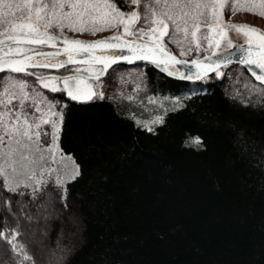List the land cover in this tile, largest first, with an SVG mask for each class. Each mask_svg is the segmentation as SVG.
Returning <instances> with one entry per match:
<instances>
[{"label":"trees","instance_id":"trees-1","mask_svg":"<svg viewBox=\"0 0 264 264\" xmlns=\"http://www.w3.org/2000/svg\"><path fill=\"white\" fill-rule=\"evenodd\" d=\"M113 2L121 12L135 10L123 0ZM67 31L62 35L70 36ZM120 34L126 35L123 27L107 36ZM164 41L181 56L167 37ZM101 50L90 53L114 54L97 55ZM206 53L193 50L181 57ZM84 62L30 72L63 77L78 66L103 68ZM169 72L147 63H116L102 77L104 98L89 102L41 87L35 76L11 74L62 113L58 145L81 175L64 185L66 200L53 179L34 195L25 188L24 195L6 191L0 181V264H41L24 234L32 222L47 233L42 247L62 255L56 264H264V92L252 88L264 86L240 63L220 68V76L189 79ZM117 86L124 88L123 97H117ZM135 91L143 100L149 93L189 94L149 131L137 120L141 104L124 101ZM44 130L51 131L47 125ZM196 138L201 144L192 143ZM45 200L53 213L38 219L36 209ZM13 232L18 235L9 243Z\"/></svg>","mask_w":264,"mask_h":264},{"label":"snow or ice","instance_id":"snow-or-ice-1","mask_svg":"<svg viewBox=\"0 0 264 264\" xmlns=\"http://www.w3.org/2000/svg\"><path fill=\"white\" fill-rule=\"evenodd\" d=\"M126 7H133L135 10L121 12L113 0H35L34 3L17 2V0H0V181L3 182L4 190L24 195L21 188L31 189L32 195L39 192L41 187H46L49 180L46 178L56 174L54 186L63 190L62 200H66V188L64 185L75 180L81 175L80 168L75 164L71 156H65L58 148L59 126L62 123V113L53 109L56 107L51 101L43 97L33 86L27 82L12 76V73H24L26 76H35L37 83L45 80L63 81V87H50L44 83V88L52 92H67L72 100L89 102L95 99H103L102 91H93L92 85H87V92H81V81L77 77L84 76L85 79L94 80L96 88L99 89L100 77L103 76L111 64L119 61L113 59L111 64H105L104 68L97 69L94 76H85L89 69L76 68L69 76L44 77L28 71L36 67H67L74 63L73 54L68 49L57 50L52 53L40 51L44 47L55 46L67 38L63 37V30L66 28L75 32H88L95 34L98 31L123 27L126 35L132 36L131 42L125 41L132 51L135 48H144L148 45L153 36L157 41L167 37L169 43L174 44L181 56L191 54L193 50L208 51L213 44L220 48L223 41V57L208 55L205 61L227 67L231 63V57L235 56L237 62L246 66L255 76L257 81H264V63L252 58L253 50L256 49L264 57V33L258 28L247 24H223L216 23L219 29L215 39L211 34L212 21L223 19V9L230 5V11H247L254 15L264 17V0H123ZM142 10V11H141ZM34 17V18H33ZM19 19L24 21L17 23ZM142 22L149 26V31L143 28L137 29L135 25ZM201 24L209 29L208 34L200 33ZM163 29L161 32L160 30ZM170 29V30H169ZM227 29V32L224 31ZM223 32V35L220 33ZM228 32L243 33L246 39L234 44V36L230 38ZM250 33H258L261 42L257 43ZM148 37L149 40H145ZM179 37V38H178ZM119 35L106 39L119 40ZM207 43V48L201 47V42ZM50 42H53L50 45ZM72 44L85 46L82 49L74 50L77 55L90 56L94 63H104L93 56L89 49L94 45L105 44V40L94 42L75 40L69 41ZM34 45L36 47H29ZM235 49L234 51H232ZM119 57L123 50L113 44L110 49ZM156 51L165 53V49L156 46ZM34 54V55H30ZM66 56V59H61ZM23 58L22 60L20 58ZM43 59H58L59 65L41 64L38 61ZM137 60L148 59L145 55H137ZM124 60L133 62L124 55ZM176 63L187 64V61H176ZM203 62V61H202ZM157 67L167 70V65L162 61L152 60ZM192 64L197 61L193 60ZM257 70L260 75H257ZM218 76L222 75L215 70ZM175 73L169 72V75ZM189 78L190 77H185ZM76 80L75 87L70 84ZM253 91L264 92V88L252 86ZM31 89V91H30ZM131 99V97H129ZM52 117H56L55 120ZM163 117H156L152 123H162ZM139 123V122H138ZM47 125L51 131H45ZM148 127V125H145ZM149 131L153 129L148 127ZM42 137H51V144L45 147ZM192 143L199 145L201 141L196 138ZM50 163L59 164V169L48 168ZM2 235V234H0ZM9 243L15 240L18 233H11ZM13 249L16 246L13 244ZM25 260L31 257L25 256Z\"/></svg>","mask_w":264,"mask_h":264},{"label":"rangeland","instance_id":"rangeland-1","mask_svg":"<svg viewBox=\"0 0 264 264\" xmlns=\"http://www.w3.org/2000/svg\"><path fill=\"white\" fill-rule=\"evenodd\" d=\"M20 23H22V22H20ZM209 23L212 24L211 34L215 37V39H220V36L216 35V33L219 31V29H217L215 27L216 23H222V25L223 24H247V25H250L251 27L260 29L261 33H264V17L258 16V15H254L251 12H247V11H236L235 13H233L232 11H230V5L223 9L222 22L219 21V20H217V21L210 20ZM112 30L113 29H107V30H104V31H98L95 34H89L87 32L81 33V32H75V31H70L69 30V31H67V33L70 36H63V37H81V38H86L87 40H93V39L95 40L97 38L107 36L108 33L111 32ZM144 30L145 31H149V27L144 28ZM160 31L162 32L163 29H161ZM208 31H209L208 27L206 25L201 24L200 33L208 34ZM224 31L227 32V29H224ZM220 34L223 35V32H221ZM227 34H228V36L230 38H232L234 36V42H243L246 39L245 35L242 32L241 33L228 32ZM249 35H251L252 38L257 43L261 42L260 34H258V33H250ZM120 37H122V38H124L126 40H129V41L133 40V37L129 36V35H121L120 34ZM144 39L145 40H149L148 37H144ZM148 44H152V45L159 44V45H162V46H166V43L164 41V37H162V41H157L156 37L153 36L151 38V40H149ZM29 47H32V46L29 45ZM201 47L202 48H207V43L202 41L201 42ZM222 49H223V41H221V46H220L219 49L216 48L215 44H213L211 49H209L208 51H210V53H212V52H216V51H219V50H222ZM208 51H204V52H208ZM96 54L97 55H108L110 53H108V52H106V53L97 52ZM207 54H209V53H206L205 55H207ZM255 60H257L258 62L264 63V57H262V56L255 57ZM39 62L59 63L60 60H58V59L49 60V59L41 58L39 60ZM76 68H80L81 70L89 69V71L85 73V74H88V75H95V72H96L97 69H102L101 67H96V66H93V65L78 66V67H75L74 69H76ZM167 68L170 71H172L173 73L183 75V72L178 71V69L174 65H167ZM46 74H45L44 77L54 76V75H46ZM131 75H134L136 77H140L141 73L138 72L137 70H131ZM198 75H200V74H191V75H189V77L191 79H196L197 77H199ZM102 77H100L99 83L101 84V87L99 89L96 88V82L94 80L85 79L84 76L77 77V79H79L81 81V84H80L81 92H87L88 91V88L86 87L87 85H92V90L93 91H97V90L102 91ZM16 78H18V77H16ZM119 82H121V81H119ZM44 83L49 84L50 87H52V86L63 87V81L62 80H58V81L45 80V81H43L41 83H37V84L39 86L43 87ZM70 84L73 85V87H75L76 80L71 81ZM117 84H118V86L122 85L121 83H117ZM118 86L116 87L117 88L116 89V95H117V97L120 98V97H123V95H122L123 92L121 91V89H124V88H120ZM50 87L48 89H50ZM37 91H39V90H37ZM65 93L67 95L66 91H65ZM124 94H125V92H124ZM188 94L189 93H187L185 91L179 92L177 94H170V93L151 94V93H149L145 97V100H143L141 98L140 99L138 98V91H135L134 94L133 93H131V95L127 94L128 96L131 97V99H129V97H128L124 101L133 100L131 102H134L136 104L137 103L141 104L140 108H138L140 113H139V115L137 117V120L142 122L144 124V126L148 125V127L153 128L154 125L158 124V123H156V124L152 123V121L156 117L162 116L166 110L178 106V104L180 103L181 99L183 97L187 96ZM52 119L55 120L56 117H52ZM148 127H146V128H148ZM50 144H51V137H50V142L48 144H44V146L48 147ZM58 148H59L60 152H62V150L60 149L59 145H58ZM62 154L65 155V156H69L68 154H65L63 152H62ZM46 167L59 169V164L50 163V164L46 165ZM55 176H56V174L54 173V174H52V175H50V176H48L46 178L48 180H51V179L55 180ZM48 201L49 200H45L44 202L39 203V206L36 209V213H37L38 219L42 218V217L43 218L44 217L47 218L48 217L47 216L48 213L49 214L53 213V210L48 211L49 206H51V203H49ZM47 203H48V206H47ZM50 208L52 209L53 206H51ZM39 225L37 223H35V222L34 223L32 222V223L28 224L26 229H24L25 237L29 240V244H31V246H33V247L38 249L37 252H36L37 259L41 261V264H56V263H58L60 261V258L62 257V255L57 253V252H55V251H53L51 248L47 247L46 249H44L42 247L43 241H45L46 238H47V233L45 231H42L40 229Z\"/></svg>","mask_w":264,"mask_h":264},{"label":"water","instance_id":"water-1","mask_svg":"<svg viewBox=\"0 0 264 264\" xmlns=\"http://www.w3.org/2000/svg\"><path fill=\"white\" fill-rule=\"evenodd\" d=\"M110 37H115V36H104V37L97 38L95 40L94 39L93 40H87L86 38H81V37H66L67 38L66 41H63V42H61L59 44H55V46L59 47L60 51H63L64 49H68L69 52H76L74 50L82 49L85 46L72 44L69 41L82 40V41L94 42V41H97V40H105L106 41L105 44L94 45L93 47H91L89 49V52L91 50H95V49H110L111 45L116 44V45L119 46L120 49L123 50V55H121L119 57H117L115 54H113L112 56H109V57H107V56H95L96 58H98L100 61H103L104 63H94V62H92V59H91L90 56H83L82 57L81 55H75V56H73L74 63H71V64L85 63L84 61H86L87 63H90V64L102 65L103 68H104L105 64H111V61L113 59H117L119 61L118 63H122V62L127 63V64L147 63V64L155 66L156 68L162 69L161 67H157L155 63H152V60H155L157 62H161L162 61L166 65H170V64L175 65L179 71H183L184 72L183 73L184 76H188L190 74H199V73L207 75V74H211V73L215 72V70H217V69L222 68L223 66H220V62H218V64H213L210 61H205L204 60L205 56L213 55V53L216 54V56H214V59L217 58V57H220L221 61L226 62V61L223 60V57L227 55V53L224 52V49L216 51V52H212V53H210L208 55H205V56H202V57H200L198 59H188V58H183V57L177 55L176 53H174L173 51L165 48L162 45H159V46L163 47L165 49V53L157 52L156 51V46L157 45H152V44H148L146 47H144L142 49L141 48H135V46L132 45L131 46L132 47V51L130 52L129 51V46L125 44V41H129V40H126V39L121 38V37L119 38V40L106 39V38H110ZM129 42H131V41H129ZM235 43H237V42H234V44ZM240 43H242V42H240ZM234 50L235 49H233L232 51H234ZM141 54L147 56L148 59L137 60L135 58L137 55H141ZM30 55H34V54L30 53ZM124 55H126L128 57V59L132 60L133 62H131V63L126 62L124 60ZM257 56H261V55L259 54V52L256 49H254L253 50V54H252V58L255 59V57H257ZM172 57H175L176 61H187V64L176 63L175 61L172 60ZM20 59L22 60L23 58L21 57ZM61 59H66V56H62ZM193 60H196L197 63L196 64H192L191 62ZM231 60H232L231 63H238L235 56L231 57ZM41 64H47V63H41ZM228 64H230V63H228ZM50 65H59V63L50 64ZM112 65H114V64H111V66ZM242 66L245 67V69L248 71L250 76L256 82H258L259 84L264 86V81H257L255 76L252 75V73L248 70V68L246 66H244V65H242ZM36 68H43V67H36ZM59 68H61V67H48L47 69L56 70V69H59ZM108 68H107V70H108ZM257 75H260V71L259 70H257ZM85 76H94V75L85 74Z\"/></svg>","mask_w":264,"mask_h":264},{"label":"flooded vegetation","instance_id":"flooded-vegetation-1","mask_svg":"<svg viewBox=\"0 0 264 264\" xmlns=\"http://www.w3.org/2000/svg\"><path fill=\"white\" fill-rule=\"evenodd\" d=\"M30 69H33V68H29L28 71H30ZM37 75H39V74H37ZM46 75H49V74L47 73ZM42 76H45V74H42Z\"/></svg>","mask_w":264,"mask_h":264}]
</instances>
